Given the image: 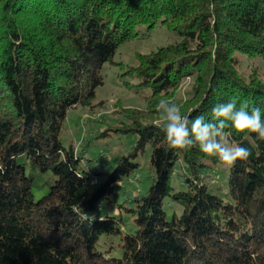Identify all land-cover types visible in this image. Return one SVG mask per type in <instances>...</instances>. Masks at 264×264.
I'll list each match as a JSON object with an SVG mask.
<instances>
[{"label": "trees", "instance_id": "obj_1", "mask_svg": "<svg viewBox=\"0 0 264 264\" xmlns=\"http://www.w3.org/2000/svg\"><path fill=\"white\" fill-rule=\"evenodd\" d=\"M158 24L179 40L138 53L128 70L150 91L146 110H123L138 136L134 150L91 175L62 145V121L72 107L104 105H92L103 64L138 28ZM236 53L264 61V0H0V264H264V141L254 147L227 130L251 155L216 194L205 181L218 159L198 147L170 150L155 126L160 101L173 103L186 79L190 91L177 105L190 118L210 119L230 99L264 113V80L243 78ZM147 144L152 182L129 195L134 228L124 232L121 218L96 215L98 203L139 169L133 158ZM26 165L52 174L39 199ZM173 174L185 189L174 190ZM165 198L181 205L179 216L166 217ZM101 235L119 237V257L97 248Z\"/></svg>", "mask_w": 264, "mask_h": 264}, {"label": "rangeland", "instance_id": "obj_2", "mask_svg": "<svg viewBox=\"0 0 264 264\" xmlns=\"http://www.w3.org/2000/svg\"><path fill=\"white\" fill-rule=\"evenodd\" d=\"M138 35L120 45L112 58L101 68L104 76L103 85L95 90L92 105L102 101L103 106L78 105L68 109L62 121L60 141L64 147L72 145L80 159V167L89 170L90 174L110 172L118 159L123 155L133 152L138 139L136 133L129 129V118L123 110L131 108L146 110L147 101L144 98L150 94L148 89L137 86V80L132 78L128 70L136 63V55L149 53L160 46L172 44L179 40L174 31L165 24H158L147 32L144 26L138 28ZM237 54V71L248 79L253 73L264 80V61L259 56ZM192 80L186 79L179 91L174 96L175 104L181 103L190 91ZM119 110V113L117 112ZM157 121V120H156ZM151 147L147 144L143 151L137 152L134 159L139 164V169L115 184L114 192L110 199H103L98 203L97 216L113 215L122 219L121 228L124 232L132 231L134 224L126 215L124 208L132 205L129 195L145 194L152 182V169L149 166ZM25 172L33 178L31 187L34 199H39L47 191V182L52 174L50 172L34 175L31 167L26 165ZM216 173L206 178L213 192L219 194L227 190V177L229 169L220 163L215 166ZM100 175V174H99ZM101 175V176H102ZM96 176V177H101ZM49 177V179H48ZM53 179V177H52ZM51 181V180H50ZM171 186L174 190L185 189V186L173 174ZM163 210L166 217L172 214L179 216L182 207L170 198L163 200ZM121 241L118 236L101 235L97 248L107 251L105 254L113 257L121 255Z\"/></svg>", "mask_w": 264, "mask_h": 264}, {"label": "clouds", "instance_id": "obj_3", "mask_svg": "<svg viewBox=\"0 0 264 264\" xmlns=\"http://www.w3.org/2000/svg\"><path fill=\"white\" fill-rule=\"evenodd\" d=\"M161 118L155 123L165 133L170 150L188 151L198 147L208 157H215L227 169L236 162L247 161L251 149L232 142L233 129L242 133L254 146L257 140L264 141V113L258 106L247 102L239 104L236 99L218 103L211 108V118L204 115L190 118L191 113L182 114L180 106L161 100L158 106ZM252 134H255L254 137ZM4 171L0 165V173Z\"/></svg>", "mask_w": 264, "mask_h": 264}]
</instances>
